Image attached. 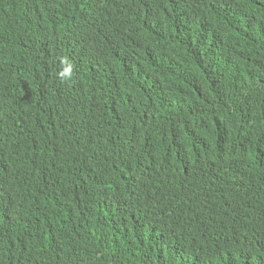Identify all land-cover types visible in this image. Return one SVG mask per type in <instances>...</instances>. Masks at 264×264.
I'll use <instances>...</instances> for the list:
<instances>
[{"label":"trees","instance_id":"1","mask_svg":"<svg viewBox=\"0 0 264 264\" xmlns=\"http://www.w3.org/2000/svg\"><path fill=\"white\" fill-rule=\"evenodd\" d=\"M0 264H264V0H0Z\"/></svg>","mask_w":264,"mask_h":264},{"label":"clouds","instance_id":"2","mask_svg":"<svg viewBox=\"0 0 264 264\" xmlns=\"http://www.w3.org/2000/svg\"><path fill=\"white\" fill-rule=\"evenodd\" d=\"M71 76H72V65L69 62L64 61L61 70L57 74V78L61 81H67L71 78Z\"/></svg>","mask_w":264,"mask_h":264}]
</instances>
